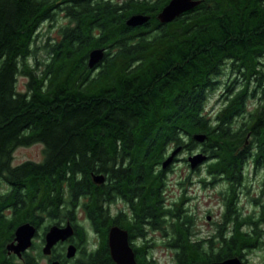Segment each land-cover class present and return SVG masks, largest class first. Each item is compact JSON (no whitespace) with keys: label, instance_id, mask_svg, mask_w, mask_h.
Returning <instances> with one entry per match:
<instances>
[{"label":"trees","instance_id":"trees-1","mask_svg":"<svg viewBox=\"0 0 264 264\" xmlns=\"http://www.w3.org/2000/svg\"><path fill=\"white\" fill-rule=\"evenodd\" d=\"M169 1L0 0V181L10 185L0 192V264H10L6 246L17 220L35 211L63 212L77 226L81 207L99 241L94 249L84 247L88 237L77 226L84 244L79 259L116 264L108 244L113 190L133 206L136 223H124L130 231L131 224L141 229L147 223L171 233L165 244L175 250L177 264L244 258L247 250L264 249V220L260 229L251 218L239 221L230 192L216 232L194 238L181 203L175 209L163 206L164 170L159 169L177 147L201 148L213 158V177L225 174L235 184L248 154L246 147L241 151L247 132L264 139V104L248 126L230 129L250 86L264 90V0H201L162 23L158 14ZM56 8L66 12L68 22L60 26V39L45 42L48 58L32 65L28 59L36 53L40 27L59 17ZM136 13L151 19L128 26ZM99 47L106 48L105 57L91 69L89 53ZM227 62L245 83L211 125L204 113L206 89ZM19 75L28 78L25 92L17 88ZM195 134L207 138L199 142ZM34 143L44 145L43 160L14 165L15 149ZM259 144L262 157L264 142ZM177 160L176 155L173 163ZM93 174L106 179L98 184ZM10 208L16 219L6 214ZM243 223L248 228L242 229ZM138 262L153 264L145 253Z\"/></svg>","mask_w":264,"mask_h":264},{"label":"flooded vegetation","instance_id":"flooded-vegetation-1","mask_svg":"<svg viewBox=\"0 0 264 264\" xmlns=\"http://www.w3.org/2000/svg\"><path fill=\"white\" fill-rule=\"evenodd\" d=\"M54 13L57 16H61V14H65L66 12L63 11L62 9H54ZM261 68L262 71L264 73V59L261 60ZM97 67V66H96ZM226 77L224 84V89L222 91L221 94H219L220 96V100L219 102L222 103L221 107L218 110H213V109H208L207 108V102H205V109H204V113L206 114L207 118H208V122L213 125L215 123H217V119H218V115L217 112H220L223 110V108L225 107L226 103L228 102V100L232 97V93H236L239 90L242 89V86L245 83V79L243 76H241L240 72H238V70H234L232 69V67L230 66V63L227 62L226 64H224L222 71H220V75H218L214 80L215 85H213L211 87V89H206V98L209 97V95L213 92H215L216 90V86L222 82V78ZM262 84L264 85V80L262 82ZM253 86H250L249 90H248V95L245 98L246 100V104L244 107V110L242 112H239V114H235V116H233L231 122H230V129L232 132H237L238 130L241 129V127L243 126H248L252 121L253 118L252 115L256 112H258L259 110H262V105L264 104V90H260L259 91H253L252 90ZM260 93V94H259ZM251 100H256V106L251 109H249V101ZM251 120V122H250ZM259 138V136H258ZM259 141L264 142V139L261 140V135L260 138L257 139V137L255 136V134L253 133V130H250L247 132V136L245 141L243 142V147L241 148V151H244V148L246 147L247 149V156L243 158V162L241 163V166L239 167V171H240V177L237 176V182L234 184L232 183V181H230V179L226 178V175H219L218 178H214L213 174L211 173L210 170V165H211V161L213 160V158H207L205 163H202L200 165H198L196 168H194L193 170L198 172L201 170V167H206L205 169V173L207 178H210L212 180L219 181V180H226L227 181V185H228V193L229 192L231 194H235V199H234V205H235V209L237 211V219L239 221H244L248 218H251L253 220V222L255 224H257L258 228L259 224L263 227V222L262 220H264V204L261 206L260 205V212L257 214L256 210L253 211V213H246L244 212V205L240 200H237L236 196L242 197L243 195V188L246 186L247 181L249 180L250 176H257V174L259 173V171H261L262 169H264V156H259ZM200 151L203 152L200 149H197L195 152ZM262 154L264 155V152H262ZM208 153H207V157H208ZM179 160V158H178ZM177 160V161H178ZM174 167V163L171 164L168 168L164 169L162 168V165H160L159 169H163V174L162 177L165 178L167 176V174L169 173V171H172ZM202 182H206L205 180ZM3 184H7L8 185V189L3 188ZM208 184H212V181H209ZM234 185V186H233ZM233 186V187H232ZM164 187H165V182L163 179V186L161 187V193H160V199L162 201L163 206L166 209H175L176 206L178 204L181 203V205L183 204V202L185 200H187L186 198H181L177 203H174V207H167V204L165 203V198H164ZM237 188H240L239 193L236 191ZM10 189V185L8 182L1 180L0 181V192L3 194L5 192H7ZM227 201L228 199L226 198V204L225 207L227 208ZM253 202L255 204H259V200L258 199H254ZM21 207H26L25 205H22ZM108 214L111 218V220H113V224L110 225V229L114 226H119L122 229L127 230L128 232V240L130 245L133 247V250L135 252L136 255V259L138 261V257L141 253H145L146 257L148 259H150L152 261L153 264H157L154 261L153 258V252L155 251V248L157 247L159 242H162V244L164 245L165 243L169 242V239H171L170 234L168 232H164L163 231V225L160 226H153V225H149L147 223H144L142 225L141 229H137V225H130V227L132 228L131 231L126 228V226L124 225V223L126 224V222L130 221L131 223H136V216L134 213V209L133 206L131 204V202L129 200H127L126 198H124L122 195H118V193H115L114 190L112 191V197L110 199V202L108 204ZM79 209H82L83 213L85 214L86 219H89V217L87 216L85 210L81 207ZM16 209L14 208H10L6 211V214L8 216H13L14 215V219H16V215H15ZM166 217L167 219L170 217L169 214L163 215V217ZM51 217H54L53 219ZM209 219L211 218V216L208 217ZM49 220V221H48ZM31 223L36 227V232L34 237L32 238V243L30 246H28L26 249L21 250L20 252H12L11 254L8 253L7 250V254L9 255V261L10 264H53V262L58 261L60 264H83L84 260L79 259V256L82 254V246L84 245L83 242L81 241L80 236L77 234L78 233V228L77 226H82L87 234L88 229H86L85 225L82 223L81 221V217L77 212V218H76V225L72 224L71 220H69L66 215L62 212L60 213V215L57 216V214L55 216H51L50 213L48 212H31L28 215V219H25L24 221L19 222L18 220L15 222V229L13 231V237L12 240L10 242H14L17 244L18 240H17V233L16 230L18 227H20L21 225L25 224V223ZM252 222V223H253ZM71 224L74 227V235L71 236L70 238H68L65 241H59L57 244H55L52 248H51V253L50 254H46L44 253L43 249L47 243L46 241V235L49 231V229L54 226V225H58V226H65L67 224ZM91 223V227H92V231L95 232L96 236H97V244L99 241V233L96 232L94 226ZM242 229L244 228H248L247 224L243 223L242 224ZM167 226V225H166ZM109 229V231H110ZM264 228H262L263 231ZM158 231V232H157ZM157 232V233H156ZM160 234V237H156L157 235L155 234ZM262 237L264 238V232H262ZM108 238H109V234H108ZM87 241V245H84V247L88 246V240ZM9 243V242H8ZM97 244L95 246H93L92 248H96ZM70 245H75L77 247V253L75 255V257L73 258H68L67 257V251H68V247ZM168 245V244H166ZM169 246V245H168ZM170 247V246H169ZM90 248V247H88ZM171 249H173L172 247H170ZM249 251V250H247ZM246 254V251H245ZM244 259V258H243ZM45 262V263H44ZM8 264V263H7Z\"/></svg>","mask_w":264,"mask_h":264},{"label":"rangeland","instance_id":"rangeland-1","mask_svg":"<svg viewBox=\"0 0 264 264\" xmlns=\"http://www.w3.org/2000/svg\"><path fill=\"white\" fill-rule=\"evenodd\" d=\"M68 20L61 14L55 21L45 22L39 30V38L37 39V47H34L36 53L31 55L28 62L32 65H36L38 61L42 63L48 58V52L45 47V42L51 43L52 41L60 39V26L65 25ZM50 38V40L48 39ZM48 39V40H47ZM38 67H43L39 64ZM226 77L222 78L216 86L215 92L211 93L208 97L207 108L218 110L222 103L219 102L220 96L224 89V82ZM28 78L25 75H19L17 80V88L19 91L25 92L27 90ZM256 106V100L249 101V109ZM174 149L171 146L170 151ZM189 152L182 150L177 154L178 161L174 162L172 171H169L167 176L164 178V198L167 207H174V203H177L181 198H186L182 204V215H188L191 218V226L193 231L196 233L194 238L197 237H210L216 232L218 224L222 223V215L226 209V196L228 193L227 181L214 180L207 178L205 169L201 167V170L196 172L191 168L188 158L192 155L200 153V151ZM170 153V152H169ZM44 158V145L42 143H34L29 146H20L14 151L13 164L18 165L27 160L42 161ZM206 162V161H205ZM204 162V163H205ZM203 165V164H202ZM168 168V167H167ZM206 181L205 183L202 181ZM212 181V184H208ZM3 188L8 189L7 184H3ZM236 191L239 193L240 188ZM237 200L241 201L245 206L244 212L253 213L256 210L258 214L260 211V205L264 204V169L259 171L257 176H250L243 188L242 197L236 196ZM254 199L259 200V204L253 202ZM78 214L81 217L82 223L88 229V247L92 248L97 244V236L93 232L91 223L86 219L82 209H78ZM211 216L209 219L208 217ZM175 220V218H172ZM169 217L168 220L172 221ZM49 221V220H48ZM259 227L262 226L259 224ZM158 232V231H157ZM156 232V233H157ZM169 234H171L169 232ZM156 237H160V234H155ZM154 261L157 264H177L175 257V250L171 249L168 245L159 242L155 251L153 252ZM246 264H263L264 262V249L253 248L246 251L244 256ZM45 263V262H44Z\"/></svg>","mask_w":264,"mask_h":264},{"label":"water","instance_id":"water-1","mask_svg":"<svg viewBox=\"0 0 264 264\" xmlns=\"http://www.w3.org/2000/svg\"><path fill=\"white\" fill-rule=\"evenodd\" d=\"M201 3V0H170L158 14V19L162 23H169L179 17L181 14L197 7ZM151 17L146 14L136 13L131 15L126 23L130 27H138L146 24ZM106 53V48L99 47L94 48L89 53L88 66L93 69L96 68L97 64L103 61ZM194 138L199 142H204L207 138L206 134H195ZM182 150L181 147H177L169 157H167L162 168L166 169L169 167L176 155ZM207 159V155L203 152L192 155L188 158L191 168H196L198 165L204 163ZM92 179L94 182L100 184L106 179L104 174H93ZM36 232V227L27 222L17 228V240L18 243L9 242L7 244L8 253L20 252L26 249L32 243V238ZM74 235V227L69 223L65 226H52L46 235V245L43 249L44 253L50 254L51 248L59 241H65ZM108 244L110 247V253L116 264H140L137 259L133 247L130 245L128 240V232L119 226H114L109 231ZM77 253V247L70 245L67 251V257L73 258ZM7 264V263H3ZM53 264H60L58 261ZM204 264H245L244 260L238 256L230 257L221 261H214L211 263Z\"/></svg>","mask_w":264,"mask_h":264}]
</instances>
